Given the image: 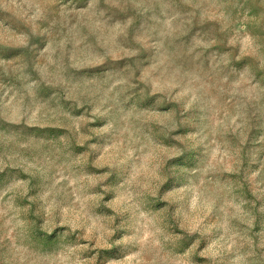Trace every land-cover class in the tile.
Listing matches in <instances>:
<instances>
[{
    "label": "rangeland",
    "instance_id": "obj_1",
    "mask_svg": "<svg viewBox=\"0 0 264 264\" xmlns=\"http://www.w3.org/2000/svg\"><path fill=\"white\" fill-rule=\"evenodd\" d=\"M0 264H264V0H0Z\"/></svg>",
    "mask_w": 264,
    "mask_h": 264
}]
</instances>
